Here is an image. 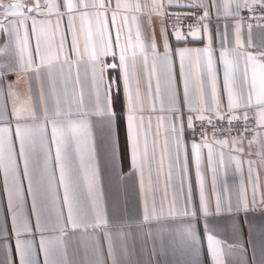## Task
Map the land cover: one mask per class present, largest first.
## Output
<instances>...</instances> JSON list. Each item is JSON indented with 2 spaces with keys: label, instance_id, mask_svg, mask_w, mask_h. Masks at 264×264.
Masks as SVG:
<instances>
[{
  "label": "snow or ice",
  "instance_id": "obj_1",
  "mask_svg": "<svg viewBox=\"0 0 264 264\" xmlns=\"http://www.w3.org/2000/svg\"><path fill=\"white\" fill-rule=\"evenodd\" d=\"M241 9L264 20V0H0V264H264V48Z\"/></svg>",
  "mask_w": 264,
  "mask_h": 264
},
{
  "label": "crops",
  "instance_id": "obj_2",
  "mask_svg": "<svg viewBox=\"0 0 264 264\" xmlns=\"http://www.w3.org/2000/svg\"><path fill=\"white\" fill-rule=\"evenodd\" d=\"M189 0H181V3H188ZM242 9L240 10L241 13ZM213 13V24L215 23H220V24H224L225 22H227L228 24H234L236 21L233 20H228L225 21L223 19V17H221V19L219 21L216 20V10L213 9L212 10ZM244 27L242 28V37L245 40V42L247 43L248 40V28H247V24L244 20ZM115 35V31L113 29V37ZM70 39V38H69ZM174 42V40H173ZM251 44H252V48L250 49V51L256 52L258 50H261L262 48H264V23L261 24H255L252 25L251 28ZM32 46H35V39L33 38L32 40ZM179 46H184V45H179ZM188 47H203V45L201 44H189L187 45ZM118 51V50H117ZM104 60L106 63H118V57L117 59L114 61L112 59L111 56L109 57H104ZM216 63H217V71H218V77H219V82L220 84H222L223 82V64L219 62L218 60V53H217V57H216ZM73 75H75L76 73V69L73 68ZM111 71V70H110ZM115 74V73H113ZM9 80H14L15 79V75H9L8 77ZM146 80V76L143 75L142 73V88L144 87V81ZM155 86V80L153 79V87ZM85 93L87 94V87L85 86ZM95 131V130H94ZM152 133H155V117L153 116V122H152ZM51 134V129L49 127V136ZM163 138V133H161V140ZM18 147V145H17ZM53 154H54V145H53ZM37 151L39 152V145L37 146ZM149 151L151 152V136L149 137ZM206 149H205V153H206ZM256 151V146L253 147V152ZM252 159L257 161V165L256 167L259 169V175H260V185H261V190H264V167H261L259 165V158L255 155L252 156ZM99 162H100V167H101V176H102V181H103V190H104V194L105 197L108 199L109 204H111L112 199L115 197L116 195V184H115V180L112 179L111 181L109 180L107 174L104 171V163H103V157L102 155L99 157ZM125 171L127 172L128 169L126 168ZM244 173H245V179L247 177V164L245 163L244 166ZM58 177H59V173L57 171V182H58ZM152 180L153 183L155 184L156 181V175H155V171L153 170V174H152ZM211 180V176L209 174V183ZM230 180H233L234 182L238 183L239 182V176H235L232 177L230 176ZM148 182H149V176H148V172L147 170L145 171V175H144V184H145V189L148 188ZM139 176L137 175V177L133 180V181H129L128 185H127V195L129 197V199L136 204L137 206H139V204L141 203V197H140V187H139ZM123 186L121 187V192H123ZM58 195L62 200L63 197V188H59L58 189ZM163 195V178H161L160 181V186H159V190L157 192V201L159 202V198L160 196ZM66 212V209H65ZM250 219H253L257 225L259 226L260 222L262 219H264V214H259V213H255V214H250ZM50 235H57V234H50ZM79 233L73 234L72 232H69L67 234V236L64 238L63 241V246L67 251L68 254V258L79 262L83 256H84V248L87 244V241L75 238L78 237ZM25 239H28L29 237H24ZM217 238L223 239V240H231V237L229 235V233L227 231L221 232ZM56 246V242L53 241V247ZM204 253L205 255H207V242L206 240L204 241ZM43 258V254H41V259ZM235 253L231 252L226 246L223 249V261L224 264H235Z\"/></svg>",
  "mask_w": 264,
  "mask_h": 264
},
{
  "label": "built area",
  "instance_id": "obj_3",
  "mask_svg": "<svg viewBox=\"0 0 264 264\" xmlns=\"http://www.w3.org/2000/svg\"><path fill=\"white\" fill-rule=\"evenodd\" d=\"M171 11H177L179 9H170ZM187 9H185L186 11ZM253 15L255 16H260L262 15V13H260L259 11H257L255 14L250 13L247 9H242L241 13H240V17L243 18V20L246 23H250L251 25H255V24H261L264 23V20H257L255 18H253ZM250 138V137H249Z\"/></svg>",
  "mask_w": 264,
  "mask_h": 264
}]
</instances>
